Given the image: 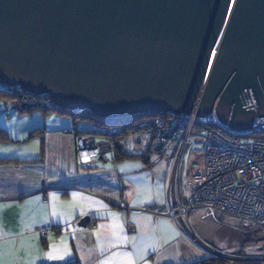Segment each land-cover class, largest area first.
Here are the masks:
<instances>
[{
	"label": "water",
	"instance_id": "95a60500",
	"mask_svg": "<svg viewBox=\"0 0 264 264\" xmlns=\"http://www.w3.org/2000/svg\"><path fill=\"white\" fill-rule=\"evenodd\" d=\"M0 84L107 117L217 102L248 130L264 117V0H0Z\"/></svg>",
	"mask_w": 264,
	"mask_h": 264
},
{
	"label": "crops",
	"instance_id": "0c3cea01",
	"mask_svg": "<svg viewBox=\"0 0 264 264\" xmlns=\"http://www.w3.org/2000/svg\"><path fill=\"white\" fill-rule=\"evenodd\" d=\"M51 116L0 120L9 136L0 140V160L15 159L0 161V264H192L213 257L264 264L238 251L247 220L207 210L188 212L186 222L166 215L173 153L149 154L147 165L110 152L97 166L81 167L73 130H100ZM120 148L147 154L125 141ZM187 148L190 159L200 146ZM45 227L60 231L43 238Z\"/></svg>",
	"mask_w": 264,
	"mask_h": 264
},
{
	"label": "built area",
	"instance_id": "2783aa9c",
	"mask_svg": "<svg viewBox=\"0 0 264 264\" xmlns=\"http://www.w3.org/2000/svg\"><path fill=\"white\" fill-rule=\"evenodd\" d=\"M216 105L208 116L171 113L168 118L174 120L168 127L165 124L170 120L168 123L155 120L156 153L167 150L175 140L183 150L191 143L204 150L205 180L190 189L186 203L179 195L180 202L175 200L176 212L169 211L166 215L183 220L188 212L201 209L241 218L264 228V117L256 116L251 129L238 131L219 120ZM177 125L180 128L175 130ZM189 139L192 142L187 144ZM76 142L81 167L97 165L113 149L110 140L93 136L79 137ZM182 154L178 153V162ZM54 230L60 228L45 227L40 232L45 238ZM245 260L264 262V256Z\"/></svg>",
	"mask_w": 264,
	"mask_h": 264
},
{
	"label": "trees",
	"instance_id": "16d2710c",
	"mask_svg": "<svg viewBox=\"0 0 264 264\" xmlns=\"http://www.w3.org/2000/svg\"><path fill=\"white\" fill-rule=\"evenodd\" d=\"M0 99L2 101L13 102L14 108L19 111L22 115L25 113H40L44 117L48 118L50 115L57 114L63 117H69L72 121L77 124L79 123H88L93 127L100 130L99 133L108 139L113 144V149L107 152L101 159H104L108 153L113 152L116 160L124 158H137L144 161L145 164H149V153L146 155H131L126 151H122L120 148L121 143L133 132H138L139 130H149L151 127L154 128V120L158 116L164 118L170 117L171 112H162L157 111H147L144 113H137L131 116H117V117H107L99 116L95 111L86 109L80 112L72 111L69 109L62 108L61 106L55 104L52 101V98L49 94L35 95L29 93L24 89L22 85L18 86H8L7 84H0ZM137 119H142L143 122L140 124H134ZM152 121V122H151ZM180 125L175 127V130L179 129ZM41 129H35L32 133V137L40 133ZM73 133L77 138L83 135L84 132L74 129ZM133 133V134H134ZM109 137V138H108ZM9 138L7 130L0 127V140H7ZM162 154V153H157ZM98 161L97 164L101 161ZM0 161H15V159H2ZM97 166V165H95ZM92 166V167H95ZM93 169V168H89ZM64 264H80L78 261L67 262ZM192 264H231L230 261L222 258H207L200 261H197Z\"/></svg>",
	"mask_w": 264,
	"mask_h": 264
},
{
	"label": "rangeland",
	"instance_id": "374dc122",
	"mask_svg": "<svg viewBox=\"0 0 264 264\" xmlns=\"http://www.w3.org/2000/svg\"><path fill=\"white\" fill-rule=\"evenodd\" d=\"M216 105V104H215ZM13 106V107H12ZM34 114V113H33ZM40 114V113H39ZM171 115V113H170ZM32 114L30 113H25V114H21L19 111H17L14 108V104L13 102L10 101H2L0 99V120H9L12 118H20V117H31ZM156 119L159 120H164L168 123V121L170 120L169 124H165V126L168 127V125L171 124V122L174 120V118H164V117H160L158 116ZM155 119V120H156ZM54 120H62V121H66V122H72L71 118L68 117H60L57 115H52L50 117V121L54 122ZM155 120H154V128H150L149 131L147 130H139L138 132H133L132 134H130L127 139H125V143L127 144V146H131V149H136L137 153H149V154H157L154 150V143H155V139L157 137L156 135V129H155ZM143 120L142 119H137L134 124H140L142 123ZM152 122V121H151ZM74 123V122H73ZM75 124V123H74ZM89 126V125H87ZM90 129L93 130V128H91L89 126ZM171 128H173V126L171 125ZM153 132V138H152V142L150 143L149 149L146 152V143L149 140V136L150 133ZM139 135H143V136H139ZM93 136L96 137L98 139H104V137L100 134H96V133H86L84 132L82 136ZM109 138V137H108ZM134 140H141V142H135ZM191 139H189L190 141ZM192 140L188 143H191ZM77 143V142H76ZM178 140H175L174 143H172V145L165 150L164 152H162V154L164 155H168L170 153H173L171 156V176L169 179V190H168V199H169V205L170 208L168 211H175L176 212V207L177 205L175 204V200L176 203L180 202V198L179 195L181 196V198H183V200L186 201L187 197L190 195V189L192 187H196V185H199L200 182H203L205 180V165L203 162V157H204V150L203 148L200 146V148L198 150H194L192 156H190L191 158L189 159V151L187 152L188 148L186 150H183L181 148V143L178 145ZM178 145V146H177ZM76 150H77V144H76ZM128 150L129 147H128ZM132 151V150H131ZM77 152V151H76ZM178 153H183L180 156V161L178 162ZM177 163L179 164V167L176 169V165ZM195 167V168H194ZM191 170H194L195 172L191 173ZM189 172V173H188ZM174 174V175H173ZM174 178V179H173ZM173 181H174V185H173ZM176 205V206H175ZM179 205V204H178ZM199 211H204V210H199ZM176 216H174V219H176L178 222L180 221L179 218H175ZM186 220V217L183 218V221ZM188 227V225H187ZM189 228V227H188ZM242 240H241V248L238 250L239 252L242 253V257L244 258H250V257H255V255H260L262 254L264 256V228L256 225V224H251L247 221H244L242 224ZM253 255V256H248L247 255ZM247 256H246V255Z\"/></svg>",
	"mask_w": 264,
	"mask_h": 264
},
{
	"label": "flooded vegetation",
	"instance_id": "af4514ba",
	"mask_svg": "<svg viewBox=\"0 0 264 264\" xmlns=\"http://www.w3.org/2000/svg\"><path fill=\"white\" fill-rule=\"evenodd\" d=\"M249 122H250V118H249V117H246V116H243V117L241 118L239 124H241V125H247V124H249Z\"/></svg>",
	"mask_w": 264,
	"mask_h": 264
}]
</instances>
